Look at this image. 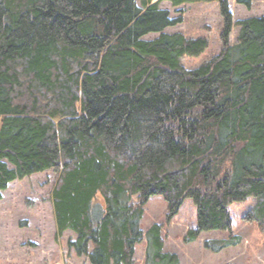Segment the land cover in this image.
<instances>
[{
    "label": "trees",
    "instance_id": "16d2710c",
    "mask_svg": "<svg viewBox=\"0 0 264 264\" xmlns=\"http://www.w3.org/2000/svg\"><path fill=\"white\" fill-rule=\"evenodd\" d=\"M162 2L216 3L221 50L185 69L209 41L164 33L182 20ZM49 171L56 235L88 264H135L142 243V264H180L164 224L141 229L154 195L166 223L191 199L185 243L228 233L203 243L214 254L240 243L233 203L254 198L243 218L264 233V16L233 21L228 0H0V200Z\"/></svg>",
    "mask_w": 264,
    "mask_h": 264
},
{
    "label": "rangeland",
    "instance_id": "374dc122",
    "mask_svg": "<svg viewBox=\"0 0 264 264\" xmlns=\"http://www.w3.org/2000/svg\"><path fill=\"white\" fill-rule=\"evenodd\" d=\"M160 8L168 11L171 19L180 17L182 22L168 27L164 33H181L187 38L205 36L208 49L197 58H183L181 65L196 69L202 62L221 50L220 30L222 18L216 3L186 4L173 8L162 2ZM228 9L233 21L264 16V0H254L248 10L228 0ZM238 29H233L229 42L233 44ZM149 34L144 40L156 38ZM56 176L53 172L33 175L22 181L9 184L0 200V264H88L86 258L76 257L69 252L66 242L72 236L65 232L56 235L50 194ZM255 199L229 205L231 234L239 237L237 246L229 247L214 254L205 250L207 240L226 239L228 233L217 231L202 232L199 238L185 243L183 237L187 230L196 227V208L191 199L182 203L178 213L166 223V203L161 196L154 195L148 200L140 226L144 231L152 224H164V251L175 253L180 264H264V233L254 223L244 220L245 213L252 207ZM144 244L136 246L135 264H142Z\"/></svg>",
    "mask_w": 264,
    "mask_h": 264
}]
</instances>
